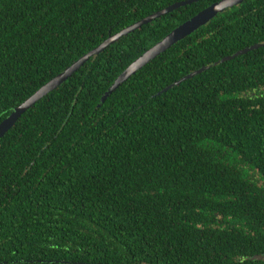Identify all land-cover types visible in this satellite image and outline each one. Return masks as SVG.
<instances>
[{"label":"trees","instance_id":"16d2710c","mask_svg":"<svg viewBox=\"0 0 264 264\" xmlns=\"http://www.w3.org/2000/svg\"><path fill=\"white\" fill-rule=\"evenodd\" d=\"M182 1L0 0V124L110 36ZM218 1L121 38L0 138V264H264V0L217 15L101 103Z\"/></svg>","mask_w":264,"mask_h":264},{"label":"water","instance_id":"95a60500","mask_svg":"<svg viewBox=\"0 0 264 264\" xmlns=\"http://www.w3.org/2000/svg\"><path fill=\"white\" fill-rule=\"evenodd\" d=\"M200 0H186L179 3H176L164 10L158 11L143 20L125 28L121 32L110 36L107 40H105L100 46L96 49L92 50L64 72H62L57 77L50 80L47 84L41 87L35 94H33L30 98H28L24 103H22L19 107H17L14 112L0 124V138H2L21 118V116L28 111L30 108L34 107L41 99L46 97L49 93L58 89L62 84H64L72 75L77 72L91 57L99 55L104 50L107 49L110 45L119 41L121 38L129 35L137 29H140L142 26L153 22L154 20L175 11L181 7L190 5L194 2ZM245 0H221L213 3L208 8L199 12L196 16L188 20L187 22L180 25L178 28L173 30L170 34H168L162 41L158 42L156 45L147 50L143 55H141L138 59H136L133 63L130 64L115 80V82L110 86L107 92L104 94L101 103H103L112 93H114L124 82H126L130 77L135 75L138 71L148 65L152 60L156 59L161 54L165 53L172 46L177 44L178 42L184 40L186 37L195 33L201 27L206 26L209 22H211L217 15L225 12L228 9H231L235 6L242 4ZM262 45H254L250 48L242 50L235 54L232 57L225 58L223 61L230 60L236 56L245 54L249 51L258 49ZM202 70H198L193 72L192 74L184 77L179 82L174 83L166 90L179 85L181 82L192 78L193 76L199 74Z\"/></svg>","mask_w":264,"mask_h":264}]
</instances>
